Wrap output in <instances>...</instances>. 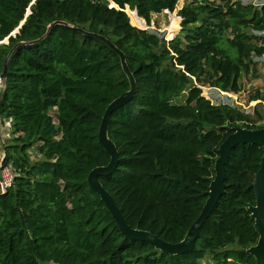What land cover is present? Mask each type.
<instances>
[{
    "label": "trees",
    "instance_id": "obj_1",
    "mask_svg": "<svg viewBox=\"0 0 264 264\" xmlns=\"http://www.w3.org/2000/svg\"><path fill=\"white\" fill-rule=\"evenodd\" d=\"M31 2L0 0V73L14 47L0 94L10 132L0 139L3 163L15 170L0 192V264H264L246 251L258 238L246 207L254 204L263 144L230 150L225 192L191 251L170 255L127 238L87 181L109 161L98 140L105 108L129 88L119 56L60 24L24 43L64 20L124 52L136 90L109 115L119 158L99 180L131 227L175 243L201 211L220 143L235 126L264 127L201 88L238 93L243 75H254L255 59L264 57V6L189 0L177 11L181 34L164 40L132 25L126 9L148 26L152 13L173 11L177 0ZM262 90L251 99L264 101Z\"/></svg>",
    "mask_w": 264,
    "mask_h": 264
},
{
    "label": "water",
    "instance_id": "obj_2",
    "mask_svg": "<svg viewBox=\"0 0 264 264\" xmlns=\"http://www.w3.org/2000/svg\"><path fill=\"white\" fill-rule=\"evenodd\" d=\"M33 2L34 0H32L31 3ZM29 13L30 10L27 9L25 16ZM24 20L25 19H23L20 22L19 26L11 32V35L14 36L18 32V28L24 22ZM56 24L70 27L71 29L77 31L80 34L97 39L108 45L119 56L121 68L125 73L129 83L128 90L124 91L118 97L114 98L106 106L104 114L102 115L98 129V140L109 154V161L106 165L96 166L89 171L87 175V181L89 186L99 194L101 200L104 202L105 206L110 212L119 230L125 237L135 240L146 241L151 245H153L155 249H158L170 255L182 254L191 251L194 248V244L198 237L200 227L210 215L211 211L213 210L220 196L225 192V183H224L225 164L228 161L230 150L235 145H242V144L264 145V127L251 129L243 126H235L232 128V132L228 134L224 138V140L220 143L217 149L218 156L214 162V177L210 181L208 189L205 192L206 199L204 201V204L201 208L200 213L193 221V223L190 225V227L187 229L184 237L180 241L175 243H170L159 238L158 236H156L155 234L149 231L133 228L126 222L118 206L116 205V202L101 184L99 180V176H105L112 173V171L117 166L118 158H119L118 151L114 142L108 136L109 115L113 110H115L118 107H121L133 97L136 90V82L134 76L127 65L124 52L120 50L110 39H108L106 36L100 33L86 30L80 26L70 24L64 20L52 21L48 25L46 32L42 36L34 40L25 41L24 43H34L39 41L47 34L48 30ZM7 41H8V37L4 38L1 42H7ZM13 49L14 47L10 49L6 57V60L4 61L3 64V70L1 73L3 79L2 91L4 90L6 85V62ZM0 150L1 152H3L1 139H0ZM251 186L254 190L255 200H254V204H250L246 207V210L249 212L250 217L253 219V225L255 231L258 234V238L256 243L249 246L246 249V251L249 254L253 255L255 258H264V148L260 159L259 168L254 175Z\"/></svg>",
    "mask_w": 264,
    "mask_h": 264
},
{
    "label": "rangeland",
    "instance_id": "obj_3",
    "mask_svg": "<svg viewBox=\"0 0 264 264\" xmlns=\"http://www.w3.org/2000/svg\"><path fill=\"white\" fill-rule=\"evenodd\" d=\"M189 0H177L173 11L163 10L160 13L151 14L150 25H145V22L135 17L134 12L126 9L129 15L130 23L137 28L147 29L159 36V38L168 40L173 36L181 34L180 30V18L177 15V11L182 5ZM241 1V0H240ZM243 1V0H242ZM257 65L256 71L253 74L243 75L240 80L241 90L238 93L221 91L218 88L210 84H202L201 88L203 94L209 98L213 103H228L235 107L239 112L251 116L258 125L264 126V101L260 99H251L257 89H260L261 94L264 88V57L255 59ZM194 80V79H192ZM194 84V83H192ZM176 102L184 101V93L180 98L175 99ZM255 112V113H254ZM52 113V111L50 112ZM8 120L0 117V138L6 140L9 138L8 133L10 127ZM39 264H57L53 261H40Z\"/></svg>",
    "mask_w": 264,
    "mask_h": 264
},
{
    "label": "built area",
    "instance_id": "obj_4",
    "mask_svg": "<svg viewBox=\"0 0 264 264\" xmlns=\"http://www.w3.org/2000/svg\"><path fill=\"white\" fill-rule=\"evenodd\" d=\"M243 4H249L253 7L260 8L264 6V0H241ZM3 87V79L0 73V94ZM9 125V120L7 121ZM0 192H3L6 188H8L12 180L14 179L15 170L11 163H3V152L0 150Z\"/></svg>",
    "mask_w": 264,
    "mask_h": 264
}]
</instances>
